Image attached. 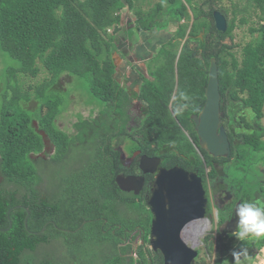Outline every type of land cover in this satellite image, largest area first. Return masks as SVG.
Returning <instances> with one entry per match:
<instances>
[{"label": "trees", "instance_id": "16d2710c", "mask_svg": "<svg viewBox=\"0 0 264 264\" xmlns=\"http://www.w3.org/2000/svg\"><path fill=\"white\" fill-rule=\"evenodd\" d=\"M142 2L0 0V45L20 62L9 77L14 84L6 85L7 98L15 106L3 104L0 109V264L145 262L142 253L139 259L133 258V247L124 244L138 225L149 229L150 218L141 215L143 205L136 195L123 191L116 182L119 173L129 172L121 153L123 147L129 152L141 149L160 156L163 164L201 169L206 189L213 187L215 172L207 174L205 165L211 166L210 159L227 158L214 157L201 148L192 128L198 152L182 128L194 123L191 114H198L205 104L212 58L218 63L223 109L238 99L256 119L263 117L264 0H254L261 8L260 24L250 27L256 35L239 51L237 43L224 42L233 37L235 18H229L225 6L216 7L215 0H159L146 10ZM125 7L133 9L134 23L142 31L170 24L177 27L148 61L147 74L135 69L140 81L136 96L117 78L113 55L115 31L121 29ZM216 9L229 18L225 32L215 25ZM246 21L245 16L242 22ZM112 28L114 32L108 33ZM41 69L49 76L34 92L23 91L17 73L36 76ZM66 74L86 80L100 108L95 117L78 114L73 132L58 124L67 107L64 97L53 92L55 82ZM173 95L176 118L170 106ZM33 98L41 101L38 118L19 105ZM135 99L145 108L141 116L132 112ZM239 118L251 127L243 134L250 151L264 150V130L252 129L244 116ZM40 127L43 130L38 131ZM46 142L54 149L52 155H44ZM238 149L232 152L236 168L245 155ZM257 156L251 155L256 161L264 159V155ZM244 177L250 186L252 179ZM231 242H219L216 264L222 263L221 255L232 248ZM263 242L264 238L246 239L236 251L242 254ZM55 246L61 251H54ZM126 254L133 263L126 261Z\"/></svg>", "mask_w": 264, "mask_h": 264}, {"label": "rangeland", "instance_id": "374dc122", "mask_svg": "<svg viewBox=\"0 0 264 264\" xmlns=\"http://www.w3.org/2000/svg\"><path fill=\"white\" fill-rule=\"evenodd\" d=\"M159 0H144L140 5L143 10L149 9L152 5H154ZM215 6H225L228 9L229 18H235V28L233 31V37H228L225 39L224 42L227 44H234L237 43L238 47L236 48L241 49V47L246 44L249 40H251L256 34L251 32V26H259L260 24V10L261 8L254 2V0H215ZM168 3L165 5L167 6ZM246 7V10H244ZM122 21H121V29L115 31V41L117 43V48L114 50L113 55L115 57V61L117 64V78L124 83L127 87L129 92L133 96H136L139 90V79H136L137 72L135 69L144 71L147 74V63L152 56L158 51V48L164 43L167 42L168 39L173 36L174 31L176 30V26L173 24L168 25L166 28H153L151 31H142L139 29L134 23V11L129 7H125L122 12ZM247 17L246 22H242L243 17ZM228 18V19H229ZM114 28L108 30V33H113ZM184 39H182V42ZM239 51V50H238ZM240 54V53H239ZM41 65V64H40ZM20 66V62L13 58L6 50H4L0 45V109H2L3 104H5L8 108H13L15 105H12L11 101L7 98L6 94V85L14 84V80L9 79V77L14 75V69ZM140 70V71H141ZM49 74L45 69H41V71L36 75L32 76L27 73H17V79L19 85L22 86V90H29L34 92L36 89L37 84L41 83L44 78L48 77ZM53 92H59L62 97H64L66 103V110L62 112L57 119L58 124L61 128L73 132L75 129L74 122L78 119V114L83 115L84 117H95L98 115L99 106L95 102V99L92 100V96L89 92L88 85L86 80L77 76H68L63 75L59 80L55 82L53 85ZM10 94L12 92H9ZM48 94V92H46ZM9 97L11 95L8 94ZM173 99V98H172ZM134 108L132 112L135 111L136 116L138 115V111L140 102L138 99H135ZM88 101L89 103H86ZM41 101H36L34 98L24 103V100L19 102L20 107L22 110H27L30 114H35L38 118V115L41 116V110H39L38 105ZM25 104V105H24ZM141 104V103H140ZM240 101H233V107L237 108L240 107ZM242 110V114L247 116L248 121L250 124L255 128H264V108H263V117L260 119H256L254 116L253 111L250 109ZM241 114H237L235 121L240 120L239 116ZM39 120V119H38ZM138 121V118L136 122ZM232 122V121H231ZM234 125L236 123L232 122ZM39 124V122H38ZM182 124V123H181ZM33 125H35L33 121ZM186 136L190 139L194 137L192 128H194V123H188V126L182 127ZM38 131L43 130L41 127L37 128ZM190 130V131H189ZM237 131H240L238 128ZM264 138V136H262ZM193 139V138H192ZM242 142H239L237 147L239 148V152L242 156L243 160L240 163V169L236 168V164L232 161V164L227 168V174L234 179V182L238 183L242 187V192L248 191V187L257 185L258 188L261 189V183H258V179L261 176V169L264 167V159L262 161H256V158H250L251 155H264V150L262 149L260 152H251L250 147L244 139ZM126 154L128 151L124 149ZM198 151V150H197ZM54 149L52 146L45 151L47 156L52 155ZM199 152V151H198ZM254 163H252V161ZM256 161V162H255ZM206 172L209 171L211 167H206ZM243 170V171H241ZM244 176H247L249 179H252L250 186L248 185L249 180L245 179ZM214 177V176H213ZM212 179V178H211ZM210 181V180H209ZM242 183V184H241ZM245 185H247L245 187ZM210 187V183L208 184ZM213 191V190H212ZM212 196V195H211ZM208 223H207V222ZM218 224V215L217 210L214 207L211 209L209 213V219L204 220L203 222H195L188 225L189 227L185 231V239L187 243L194 246L195 248L199 247L202 248L201 252L196 260L197 264H201L205 262V264H212L214 262L215 253L213 250L210 254H207L204 248V238L208 235H213V227ZM229 239V238H228ZM227 239V240H228ZM250 241L257 240L255 238H249ZM260 239V238H259ZM211 240V239H210ZM203 241V243H202ZM241 241L236 240L235 238L232 239L231 244L233 245L232 248H229V251L224 256V262L222 264H234V257L232 255L233 251H236L239 243ZM207 243V242H206ZM208 244V243H207ZM50 250L52 248L48 246ZM56 252L61 251L60 249L55 246ZM257 247H250L245 252H243V264H248L253 256L252 250ZM260 250V249H259ZM53 251V250H52ZM255 253L259 254L261 257L264 253V248L261 251L255 250ZM241 254V253H240ZM241 256L239 257V259ZM263 263V262H262ZM257 263V264H262ZM140 264H148L147 262H142Z\"/></svg>", "mask_w": 264, "mask_h": 264}, {"label": "water", "instance_id": "95a60500", "mask_svg": "<svg viewBox=\"0 0 264 264\" xmlns=\"http://www.w3.org/2000/svg\"><path fill=\"white\" fill-rule=\"evenodd\" d=\"M213 15L217 29L225 32L228 29L226 15L218 9L214 10ZM190 29L191 25L188 33ZM203 34L204 31L200 33V37H203ZM205 97L202 110L198 114H192L199 145L214 157H229L232 148L226 128L221 124L222 93L216 58L211 59ZM159 163V157L143 154L140 159V167L144 173H156L153 193L148 200L154 215L151 244L154 249L163 253L164 264H192L198 251L188 246L182 238V231L191 223L208 219L207 191L202 177L197 172L186 170L179 165L170 168L158 167ZM116 182L122 190L138 194L143 187L144 177L120 173L116 176ZM10 211L11 209L8 214ZM27 220L28 217L25 219L26 224ZM236 224L237 219H234L229 226L235 229Z\"/></svg>", "mask_w": 264, "mask_h": 264}, {"label": "flooded vegetation", "instance_id": "af4514ba", "mask_svg": "<svg viewBox=\"0 0 264 264\" xmlns=\"http://www.w3.org/2000/svg\"><path fill=\"white\" fill-rule=\"evenodd\" d=\"M177 30V28H176ZM222 100H223V95H222ZM221 100V111L223 112V116L221 119V124L224 125V127L226 128V132L227 135L229 137L230 143H231V148H232V152L233 151H237L238 147L237 145L239 144V142H242L244 135L249 128L251 129V127H246L245 124L241 123L240 120L235 121L234 119H236L237 114H241V116H244L246 119V121H248L247 116H245L244 114H242V110H244L245 108H247L246 110L249 109V107H247L246 105L243 104V102L241 100L238 99H233L231 102H229V105L223 109V106L226 105L225 102H223ZM233 101H240V107L237 108H232L233 107ZM138 104L140 105V108L138 112H140L141 114L144 113L145 108L143 107V104L140 102H138ZM144 108V109H143ZM250 110V109H249ZM195 114V113H192ZM191 114V117H192ZM236 115V117H235ZM234 121L236 123V125H234L232 122ZM249 122V121H248ZM194 128H195V123H194ZM240 129V131H237V129ZM252 129H258V130H264L263 127L260 128H255L252 126ZM264 136V134L262 135ZM264 139V138H263ZM51 145L48 144V142L45 143V151L50 148ZM123 147V146H122ZM124 150V147H123ZM44 151V155L45 154ZM231 152V155L229 157H226L227 159H221V160H214V159H210L211 161V169L210 172H215L214 177H212V192H213V198L214 201L212 202V205H214V207L218 208V226H217V234L216 235H212L211 238H207L204 239V248L207 254L211 253L209 251L210 249V245L214 244V242L210 241V239L214 240L215 243H217L219 245V242L221 243H227L229 241H231V239H234V237L230 236V230H234V227L231 228L229 226L230 222L234 219H237V217L235 216L234 213V209L237 203H241L244 201H251V200H255L256 198H264V191H261L260 188H255L250 186L248 187V189H250V193H248V191H244V193L242 192V187L240 184L234 182L229 178V175L227 174V168L232 164V161H235V157L233 156ZM134 153H136V155H134ZM236 153V152H235ZM143 154V152H140V149H135L132 152H130L127 156L125 154L122 155L123 158V164L125 166L128 167L129 172H121L125 175H136V176H142L144 177V184L142 189L140 190V192L138 194H136L134 191H132L136 197L135 199L140 201L139 204H142V208L143 210H141V215H143L144 217L150 218V227L149 229L146 230V228L141 225V226H137L136 229H134L131 233L129 238L127 239V241H124V244H129L130 246H133L134 249L136 251H138L136 257L134 256L133 258H137L139 259V252L142 253V259L147 262L148 264H164V257L163 254L160 250H156L152 247L151 245V227H152V220L154 218V215L152 213V210L150 208L149 205V198L150 196H152L153 193V186H154V180H155V176L156 173H144L141 169V165H140V157ZM147 155L149 157H159L160 158V163L158 165V167H166V168H170L173 167L175 165H179L180 164H174V165H166L163 164V159L160 156L157 155H148V154H144ZM221 158V157H219ZM251 159L253 157H250ZM252 163H254L253 160H251ZM256 162V161H255ZM182 167V166H181ZM238 168H242L241 165L239 164ZM134 171V172H132ZM189 171H194L197 172L198 175L201 176V169H192ZM243 171V170H241ZM260 177L258 179L259 183H261V186L264 185V167L261 169V173H260ZM204 183V181H203ZM263 184V185H262ZM248 196V197H247ZM212 201V200H211ZM145 208V210H144ZM223 218V220H221ZM208 220V219H206ZM202 221H198V222H203ZM189 226H186L183 231H182V237L185 235V231L187 230ZM137 233V236H134ZM229 238V239H228ZM228 239V240H227ZM202 241V242H203ZM208 244H207V243ZM198 251V256L201 252L200 246L196 248ZM218 254V253H217ZM226 254H222L221 258H222V263L224 262V256ZM198 256L196 257V259L194 260V262L197 260ZM241 264H243V253L239 254V257ZM126 261L128 263H133L134 259L130 256V254H126L125 255ZM216 258L218 259V257L216 256ZM193 264H197V262H195ZM221 263V264H222ZM203 264V263H201ZM205 264V262H204Z\"/></svg>", "mask_w": 264, "mask_h": 264}, {"label": "clouds", "instance_id": "9594fccd", "mask_svg": "<svg viewBox=\"0 0 264 264\" xmlns=\"http://www.w3.org/2000/svg\"><path fill=\"white\" fill-rule=\"evenodd\" d=\"M177 88V87H176ZM175 88V90H176ZM176 92V91H175ZM174 99V95L172 97ZM171 98L170 100V106H171V110H172V102H173V99ZM141 103V102H140ZM175 118H176V115H175V112L172 110ZM138 114L141 116V113L138 112ZM143 116V115H142ZM192 118V117H191ZM193 120V119H192ZM178 123H179V120L177 119ZM194 122V121H193ZM180 124V123H179ZM195 130V128H194ZM196 132V130H195ZM197 135V133H196ZM198 137V136H197ZM190 140L194 143L195 147L197 148V150L200 152V149H199V146L193 141L192 138H190ZM199 141V139H198ZM201 147V146H200ZM203 148V147H201ZM125 149V148H124ZM205 149V148H204ZM127 150V149H126ZM139 150V149H138ZM128 151V150H127ZM140 152H143L141 149H140ZM130 152L128 151V154ZM125 154L126 156L128 154H126V152L123 150V152L121 153V156ZM135 154V153H134ZM143 154H146L143 152ZM142 154V155H143ZM141 155V156H142ZM151 156V155H150ZM123 159V158H122ZM141 159V157H140ZM209 165H205V167H208ZM183 167V166H182ZM184 168V167H183ZM185 169V168H184ZM187 170V169H186ZM207 170V169H206ZM209 171H207V174ZM120 174V173H119ZM123 174V173H121ZM125 175V174H124ZM130 175V174H129ZM202 177V176H201ZM203 180V178H202ZM204 181V180H203ZM119 186V185H118ZM205 186V184H204ZM206 188V187H205ZM121 189V188H120ZM124 191V190H123ZM206 195L207 197L209 198V201H208V207H207V216H208V219H209V213L211 212V206H212V202L214 201V198H213V192H212V188H209V190L206 189ZM128 192V191H126ZM132 192V191H130ZM212 195V196H211ZM212 200V201H211ZM210 202V203H209ZM211 204V205H210ZM217 212H218V208L215 207ZM234 213H235V216L237 217V224H236V227L234 230H232L229 235L234 237L236 240L238 241H244L246 239H249V238H255V239H259V238H264V198H256L255 200H251V201H244V202H241V203H237L236 206H235V209H234ZM218 226V224H217ZM134 236H137V233L134 235ZM151 236H152V233H151ZM184 239V241L186 242L185 239V235L182 237ZM152 240V238H151ZM187 243V242H186ZM188 246H191V247H194L192 245H190L189 243H187ZM152 245V244H151ZM133 247V246H132ZM153 247V246H152ZM194 249H196L194 247ZM197 250V249H196ZM138 251H136L133 247V250H132V255L136 257ZM163 254V253H162ZM233 257H234V264H241V261L239 259V253L237 251H233L232 253ZM198 256V255H197ZM164 257V256H163ZM196 258H194L195 260ZM194 262V261H193ZM192 262V264H193ZM196 262V261H195ZM194 262V263H195Z\"/></svg>", "mask_w": 264, "mask_h": 264}, {"label": "crops", "instance_id": "0c3cea01", "mask_svg": "<svg viewBox=\"0 0 264 264\" xmlns=\"http://www.w3.org/2000/svg\"><path fill=\"white\" fill-rule=\"evenodd\" d=\"M214 208V205H212L211 206V209H213ZM217 225L216 226H214L213 227V235H216L217 234ZM212 237V236H211ZM210 237V238H211ZM205 239V238H204ZM210 241H212V242H214V244H212V245H210L211 247H210V249H209V251L210 252H212V254H214L215 253V258H214V262L212 263V264H216V260H217V258H216V256L218 255L217 253H218V244L217 243H215V241L214 240H210ZM203 243V242H202ZM263 248H264V242H263V244L260 246V247H258V248H255V249H253L252 250V252H253V256H252V258H251V260L249 261V263L248 264H257L258 262L259 263H262V264H264V253H263V256L261 257L259 254H257V253H255L254 251L255 250H258V251H262L263 250ZM260 249V250H259ZM213 250H214V253H213ZM210 254V253H209Z\"/></svg>", "mask_w": 264, "mask_h": 264}, {"label": "bare ground", "instance_id": "6f19581e", "mask_svg": "<svg viewBox=\"0 0 264 264\" xmlns=\"http://www.w3.org/2000/svg\"><path fill=\"white\" fill-rule=\"evenodd\" d=\"M207 222V221H206ZM208 223V222H207Z\"/></svg>", "mask_w": 264, "mask_h": 264}]
</instances>
